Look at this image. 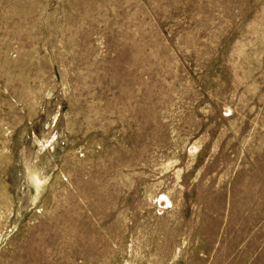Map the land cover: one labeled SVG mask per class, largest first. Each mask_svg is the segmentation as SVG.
<instances>
[{
	"label": "rangeland",
	"instance_id": "rangeland-1",
	"mask_svg": "<svg viewBox=\"0 0 264 264\" xmlns=\"http://www.w3.org/2000/svg\"><path fill=\"white\" fill-rule=\"evenodd\" d=\"M0 264H264V0H0Z\"/></svg>",
	"mask_w": 264,
	"mask_h": 264
}]
</instances>
